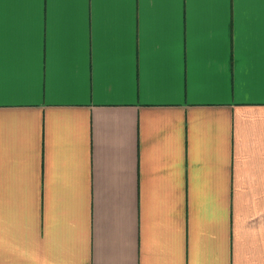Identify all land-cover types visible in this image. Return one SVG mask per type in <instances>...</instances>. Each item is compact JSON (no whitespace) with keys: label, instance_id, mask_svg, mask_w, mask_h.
<instances>
[{"label":"crops","instance_id":"0c3cea01","mask_svg":"<svg viewBox=\"0 0 264 264\" xmlns=\"http://www.w3.org/2000/svg\"><path fill=\"white\" fill-rule=\"evenodd\" d=\"M0 16V264H264V0Z\"/></svg>","mask_w":264,"mask_h":264},{"label":"snow or ice","instance_id":"6c2138e0","mask_svg":"<svg viewBox=\"0 0 264 264\" xmlns=\"http://www.w3.org/2000/svg\"><path fill=\"white\" fill-rule=\"evenodd\" d=\"M237 2H243V0H237ZM2 16H0V36H2Z\"/></svg>","mask_w":264,"mask_h":264}]
</instances>
